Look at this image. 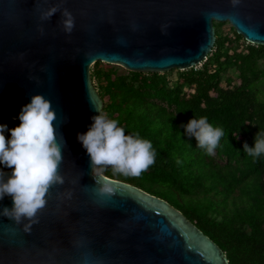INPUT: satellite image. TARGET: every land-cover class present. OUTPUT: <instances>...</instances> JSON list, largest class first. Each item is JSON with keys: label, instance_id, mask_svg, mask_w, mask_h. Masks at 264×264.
<instances>
[{"label": "water", "instance_id": "obj_1", "mask_svg": "<svg viewBox=\"0 0 264 264\" xmlns=\"http://www.w3.org/2000/svg\"><path fill=\"white\" fill-rule=\"evenodd\" d=\"M52 7L58 11L41 19ZM65 9L74 17L71 33L61 23ZM214 20L264 44V0H0V122L19 120L41 93L67 145L59 168L65 183L50 188L31 231L0 215V264H229L165 199L105 174L96 183L77 139L103 106L90 73L95 61L139 72L192 67L212 49ZM103 183L112 194L96 191ZM12 204L6 195L0 209Z\"/></svg>", "mask_w": 264, "mask_h": 264}, {"label": "trees", "instance_id": "obj_2", "mask_svg": "<svg viewBox=\"0 0 264 264\" xmlns=\"http://www.w3.org/2000/svg\"><path fill=\"white\" fill-rule=\"evenodd\" d=\"M223 22L213 21L214 44L201 66L175 78L92 64L102 110L126 134L150 140L157 153L139 177L103 174L168 201L217 243L229 264H264V155L254 159L243 149L264 132V44L246 41L231 25L229 36L218 28ZM200 116L225 133L212 156L183 127Z\"/></svg>", "mask_w": 264, "mask_h": 264}, {"label": "clouds", "instance_id": "obj_3", "mask_svg": "<svg viewBox=\"0 0 264 264\" xmlns=\"http://www.w3.org/2000/svg\"><path fill=\"white\" fill-rule=\"evenodd\" d=\"M57 11V7H52L41 19H50ZM62 15L64 31L71 33L75 27L74 17L66 9ZM95 111L99 114L91 117L88 130L77 134L78 141L89 155L95 181L96 175L102 177L109 169L113 175L125 177H139L147 171L157 155L152 142L142 138L139 132L126 134L117 119L109 118L100 108ZM18 118L20 123L11 129L0 123V166H3L0 167V200L6 195L13 200L11 208L0 209V215L17 224L23 223L24 231L30 232L32 225L38 223V213L47 204L50 188L65 183L59 168L67 145L54 123L56 110L43 94H32L30 102L21 107ZM183 127L208 156L214 155L225 135L223 128L214 127L206 116L191 118ZM6 132H10V138H6ZM243 149L254 159L264 155V132L256 133L253 147L244 143ZM4 168L11 169V174ZM96 191L104 195L112 194L114 189L111 184L103 183ZM66 195L70 198L71 192Z\"/></svg>", "mask_w": 264, "mask_h": 264}, {"label": "rangeland", "instance_id": "obj_4", "mask_svg": "<svg viewBox=\"0 0 264 264\" xmlns=\"http://www.w3.org/2000/svg\"><path fill=\"white\" fill-rule=\"evenodd\" d=\"M221 31H223V32H227V34L229 35V36H232V29H231V27H230V23L228 22V21H224L221 25H219V27H218ZM239 42H242V41H239ZM103 62V61H102ZM202 62V61H201ZM201 62H199L198 64H196V65H194L193 67L194 68H199L200 66H201ZM107 63V62H106ZM109 65H115V66H117V68L119 69V70H127V69H125L124 67H122V66H120V65H118V64H112V63H109ZM92 66V65H91ZM91 66H90V70H91ZM187 69V68H186ZM180 70H185V69H178V68H176V67H174V68H171V69H169V70H167V71H169L168 73H169V77H171V78H175L176 77V75H177V73L180 71ZM231 72V71H230ZM93 82H94V84L96 85V80L95 79H93ZM224 82H223V79H222V81H221V84H223ZM0 123H3V124H7V126H8V128L9 129H11V128H13V127H15V126H17L19 123H20V121L19 120H14V119H11V118H9V117H6L2 122H0ZM5 136H6V138H10V132H6L5 133Z\"/></svg>", "mask_w": 264, "mask_h": 264}]
</instances>
